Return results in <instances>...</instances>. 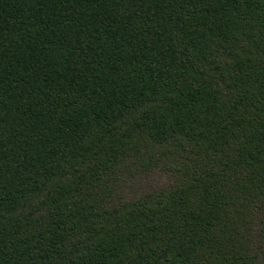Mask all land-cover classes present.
Wrapping results in <instances>:
<instances>
[{"label": "trees", "instance_id": "trees-1", "mask_svg": "<svg viewBox=\"0 0 264 264\" xmlns=\"http://www.w3.org/2000/svg\"><path fill=\"white\" fill-rule=\"evenodd\" d=\"M0 264H264V0H0Z\"/></svg>", "mask_w": 264, "mask_h": 264}]
</instances>
